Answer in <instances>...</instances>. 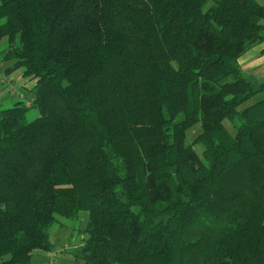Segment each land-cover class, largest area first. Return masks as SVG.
<instances>
[{
  "label": "trees",
  "instance_id": "trees-1",
  "mask_svg": "<svg viewBox=\"0 0 264 264\" xmlns=\"http://www.w3.org/2000/svg\"><path fill=\"white\" fill-rule=\"evenodd\" d=\"M263 20L256 0H0V62L36 80L0 108V264L85 211L84 264H264V98L239 109L264 92L239 62Z\"/></svg>",
  "mask_w": 264,
  "mask_h": 264
},
{
  "label": "rangeland",
  "instance_id": "rangeland-1",
  "mask_svg": "<svg viewBox=\"0 0 264 264\" xmlns=\"http://www.w3.org/2000/svg\"><path fill=\"white\" fill-rule=\"evenodd\" d=\"M8 43V38L4 37L0 43V51H3ZM8 67L12 64V61H5L0 62V70L3 69V66ZM2 66V67H1ZM22 76V70L20 68L14 69L10 72H1L0 73V108L8 107L13 102L18 100L19 98H24L28 102L32 99V94L27 89H20L22 92H24L23 95H21L19 92H17L15 89V83L18 81L23 80ZM26 78V77H25ZM28 81L27 85H34L35 81L33 79L27 78L25 79ZM261 94L253 97L252 99L246 101L243 103L239 109L242 110L243 108L247 107L248 105H251L252 103L256 102L257 100H260L262 97ZM38 110L35 108H32L28 112V119L32 120L38 116ZM225 126L228 128L229 132L232 135H235L236 129L232 125V123L228 120H224ZM202 132L201 123H196L192 127H190L186 133V142L190 143L192 142L198 134ZM194 149L196 150L199 157L202 159V152L203 148L199 144L194 145ZM88 212H82L81 213V219L80 221H73V220H65L66 224L65 227L57 226L51 231V242L53 244V249H77L81 242L88 237L87 233L85 232V228L87 226L88 221ZM57 229V230H56ZM60 229V230H59ZM56 230V231H55ZM66 243H69V248L65 247ZM73 259H76L77 262H81L82 260L80 258H75V256L72 254Z\"/></svg>",
  "mask_w": 264,
  "mask_h": 264
},
{
  "label": "crops",
  "instance_id": "crops-1",
  "mask_svg": "<svg viewBox=\"0 0 264 264\" xmlns=\"http://www.w3.org/2000/svg\"><path fill=\"white\" fill-rule=\"evenodd\" d=\"M256 1L264 5V0H256ZM263 24H264V20H263ZM239 62H240L242 71L245 75L254 77L260 82H264V39L261 42L254 44L245 53H243L241 57L239 58ZM8 67L3 66V69L0 70V73L4 71L6 72V69ZM27 78L33 79L36 82V80L32 77H26V78L23 77L22 81H18L14 85L15 86L14 90L19 92L21 95H23L24 92H22V90L20 89L24 88V89L30 90L35 85V83L33 86L27 85L28 81L25 80ZM259 94H261L260 96L264 98V92L258 93L257 95ZM61 227L64 228L65 225ZM82 243L83 241L81 242V244ZM75 250L76 249H53L49 253H46L43 251H36L33 257V260H32V264H84V261L82 259L80 263L77 262L76 259H73L72 254L75 256V252H74ZM54 251L55 252L58 251V252L55 255H53ZM75 258L77 257L75 256Z\"/></svg>",
  "mask_w": 264,
  "mask_h": 264
},
{
  "label": "built area",
  "instance_id": "built-area-1",
  "mask_svg": "<svg viewBox=\"0 0 264 264\" xmlns=\"http://www.w3.org/2000/svg\"><path fill=\"white\" fill-rule=\"evenodd\" d=\"M65 247H69V243H66V246H65ZM57 252H58V251H56V252L54 251V252H53V255H55Z\"/></svg>",
  "mask_w": 264,
  "mask_h": 264
}]
</instances>
